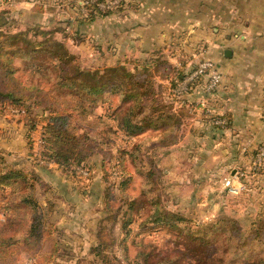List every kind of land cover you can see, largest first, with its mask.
Instances as JSON below:
<instances>
[{"label":"crops","instance_id":"1","mask_svg":"<svg viewBox=\"0 0 264 264\" xmlns=\"http://www.w3.org/2000/svg\"><path fill=\"white\" fill-rule=\"evenodd\" d=\"M84 3V0H0V31L45 30L65 41L74 53L77 52L72 47L78 44L92 45L97 54L100 49L112 51L117 62L126 57L135 64L163 53H170L173 60L186 54L184 50L197 56L196 59H213L223 76L214 94L207 93L202 83L182 95L177 93L178 86L171 90L178 97L179 102L175 101L180 103L182 113L177 142L159 150L164 160L172 161L170 171L176 172L174 179L168 180L165 192L179 194L177 201L199 199L197 193L201 192V201L214 200L219 194L240 196L247 211H252L251 206L260 210L264 205V171L247 177L246 190L235 196L223 189V178L236 169L245 168L248 173L253 152L264 145V0H126L123 10L90 21L80 15ZM15 116L25 120L23 115ZM219 116L227 120L226 127L216 124ZM24 122L20 128L23 125L29 131V121L27 125ZM17 128L9 129L12 139L15 133L25 132ZM41 128L37 125L32 131L36 144ZM151 131L139 134L137 138L145 135L138 142L140 146H146ZM40 145L37 157L40 169L61 171L56 163L43 164V144ZM132 173L134 184L137 173ZM44 174L39 175L51 186ZM66 182L72 189L78 185L74 179L68 178ZM78 194H84L82 197L87 200L89 191L85 189ZM79 195L71 192L66 201L79 199ZM78 202L74 200L72 205ZM113 212L44 211L46 228L53 225L51 235L58 248L48 264H84L90 260L106 264L104 255L119 258L114 249L121 247L122 229L116 231L120 216L119 211ZM106 213L110 214L107 219H112L110 227L105 224ZM131 228L136 230L133 224ZM43 242L47 243L45 238ZM99 247H105L102 255L97 253ZM40 257L22 251L17 264H41Z\"/></svg>","mask_w":264,"mask_h":264},{"label":"trees","instance_id":"2","mask_svg":"<svg viewBox=\"0 0 264 264\" xmlns=\"http://www.w3.org/2000/svg\"><path fill=\"white\" fill-rule=\"evenodd\" d=\"M84 1L87 2L82 5L80 15L85 21L123 10L126 4V0H123L115 8L107 10L99 6L100 2L106 0ZM160 58L157 56L151 60L137 61L134 70L120 77L117 74L119 66L104 69L80 67L76 55L69 51L66 42L54 38L45 30L32 29L16 33L0 31V114L2 104L7 101L23 106L31 121L30 134L42 121L45 134L41 160L44 165L58 164L65 173L75 172L83 161L95 153L103 154V168L106 166L108 152L105 148V131L94 133L88 122L77 125L80 121H87L94 106H105L104 113L95 116L102 122H113L115 135L120 136L121 133L133 138L150 129H162L159 147L172 145L178 140L181 120L169 113L168 105L155 89L151 72L153 65L163 62ZM16 59L21 60L25 72L30 71L29 80L25 81L19 75L20 67L15 63ZM179 70L172 79L173 86L184 80L185 70ZM108 72L112 73V77L102 75ZM201 83V78H195L190 83V91ZM114 95L121 96L120 104L112 103ZM38 109L42 113H36L41 116L36 121L33 112ZM130 145L131 150L125 153L127 157L121 154L118 160L122 191L133 182V173L127 171L126 163L137 161V152L141 148L139 143L130 142ZM258 151L259 148L253 152L254 158ZM0 161V187L12 189L15 184H25L28 189H32L27 191L29 193L22 191L20 200L15 204L19 211H11L10 202L5 204L10 211H3L5 224L0 228V264H17L22 251L33 256L41 255L40 263L48 264L58 248L51 235L53 225L46 228L47 219L42 203L36 199L33 190L37 185L42 189L49 187V184L40 175L35 174L29 179L25 170L7 168L2 156ZM263 171L249 172L248 177ZM127 198L128 211H124L122 216L120 249L125 250L128 258L130 247L127 243L133 244L138 249L134 259L137 264H234L233 257L229 258L233 248L236 258L250 246L254 251L264 240V219L261 218L252 221L247 235L237 220L231 217L222 215L210 223H192L183 214L168 210L160 199L155 202L149 199L150 202L145 206L149 210L151 208L150 211H133L138 199L133 196ZM50 205L53 206L51 202ZM111 206L112 202L109 201L107 207ZM135 221H139L138 230L131 228ZM151 226L175 230L179 244L160 251L154 243L139 239ZM222 234H225L224 238L219 237ZM216 243H220L221 248L215 247ZM96 250L102 255L105 247ZM216 251H221V254H215ZM117 259L103 256L106 264H124ZM245 264H264V257L256 256Z\"/></svg>","mask_w":264,"mask_h":264},{"label":"rangeland","instance_id":"3","mask_svg":"<svg viewBox=\"0 0 264 264\" xmlns=\"http://www.w3.org/2000/svg\"><path fill=\"white\" fill-rule=\"evenodd\" d=\"M81 46L82 44H78L77 46H75V48L72 47L73 50H75L77 53H74L70 48H68L69 51L76 55L77 63L80 65V67L104 69L105 67L119 66L120 69L119 73L117 74L120 77L126 75V72L128 71L134 70V64L131 63L132 59L124 57L119 60L121 62H117L118 58H114L112 51H110L109 49L103 51L100 49V54H97V48H94L92 45H90V47L89 45H86L84 47ZM183 53L186 54H182L181 56L177 57V60L175 58L171 60L170 53H163V55L159 59L163 62L161 64L159 63V65L157 66L153 65L151 72L154 79V86L156 91L162 96V100L166 103V105H168L167 107H169V113H171L172 115H176V117H179L182 112L179 110L180 103H176V101L179 102L177 99L178 97L176 96V94L172 95L174 92L171 90L176 89L177 86L179 87L180 83H177L175 87L173 86L174 84L172 79L175 75L178 74V71H180L179 69H184V79L188 78L194 71V67H196L195 65H197L198 62L201 61L200 59H202H196L197 56H190V54H188L186 50H184ZM15 63L20 67L19 75H21L25 81L29 80L30 76L28 75V73L30 71L25 72L21 60L16 59ZM102 75L112 77L111 72L103 73ZM188 92H191L190 88ZM112 98V103L116 105L120 104V95H114ZM180 99L181 98L179 97V100ZM7 102L2 104V110L0 114V156H2L5 160L3 161V163L6 162L7 168L21 170L23 169L26 171L25 175H27L29 179H32V176H35V174L43 175L45 173L44 175L49 179L48 182L52 185L50 184L51 186L49 187H42V189H39V185H37L33 190V194L36 199H38L42 203L41 207L43 211H114L113 213L119 211L120 217L118 220H116V231H118L119 227L120 229L123 228V212L128 211L127 209L129 198H127V196H133L134 198L138 199V204L135 206L133 211H150L151 208L149 210L146 207L147 202H150V200H153V202H155L157 199H160L163 203V206H165L168 210L183 214L186 219L188 221H191L192 223H210L218 217H221L222 215H224L225 217L236 219L238 224L247 235L249 234L251 223L253 220L259 218H261L262 220L264 219L263 204L261 205L260 210H258V208L254 206H251L252 211H247L245 209L246 206L244 204V200H242L240 196L228 197L227 195L219 194L218 197L214 200L201 201V192L197 193L199 199H184L177 201L176 198L179 194H175L174 191L168 192L167 194L165 191L167 190V186H169L168 180L174 179V177L176 176V172L175 169L170 171L172 161L166 159L164 160L163 156H161V152L159 151L161 148L159 147V134L162 129H152L151 133L147 135V139L150 138L149 141L145 140L147 143L146 146L142 145L140 151L137 152V161L126 163L128 164V167H126L127 171L137 173V177L134 184L133 182L128 184L127 188L122 191L120 188V181L122 177L120 167L118 166L119 155L122 154L124 157H127L125 153H129L132 148L130 142L138 143L139 141H142L143 138L145 139V135H142L141 138H137L139 135L135 136L137 142H135L134 137H127L124 134L121 135V133L120 136L115 135L114 128L116 127L112 124L113 122H102V120L98 119L95 116L104 113L105 106L101 105L97 107L94 106L87 121H80L77 123V125H84L85 122H88L90 123V126L93 129L94 133L95 131L97 132L100 130L105 131V137L107 139L105 148L108 152L105 162L106 166L103 168V154L95 153L92 154L88 158V160L83 161L82 165L78 166L75 172L72 173H65L63 169H61V171H54L53 168L49 167L43 168L41 170L39 167L40 162L37 157H39V154L41 152L40 144L42 143L44 145L43 138L45 133L44 127L42 125L43 122L40 121V123H38L40 126H42V128L41 134L37 141L38 143L36 144L33 133L30 134L28 129L24 128L23 125L20 128V123L26 121L24 122V125H27L26 123H28L27 121H29L27 112L22 116L25 117V120L21 119L19 118L20 116H15L16 113L12 111V107H10V104L12 105L13 103ZM34 111L35 112H33V116H36L33 119L36 121L38 119H41V116H38L37 114H41L42 112L39 109ZM28 125L29 127L31 126V121H29ZM15 126L19 127L17 128L18 131L21 130L22 132H25L22 135H20V133L18 132L15 133L12 139V133H10L9 129L14 130ZM111 129L113 130L111 131ZM21 136H23L22 140L20 139ZM20 149H22V151H20ZM65 177V181H62V178ZM68 178L77 181L78 185L73 184L74 188L72 189L71 185L66 182ZM69 187L72 189V191ZM85 189L89 191L87 200H84L85 198L82 197V195L84 194H78V192L82 193V191H84ZM22 191H24V193H29L27 191H32V189H28L25 184H20V186L15 184V186H12V189L0 187L1 229L3 228V224H5L3 211H10V209H6V202H10V205L12 206L11 211H19L18 208H15V204L20 200L23 193ZM71 192L80 196L79 199H77L76 197L71 198L73 201H79L75 204V206L72 205L73 201H66L69 200L68 198H70L69 194ZM109 201L112 202L111 207H107V203ZM50 202L52 204H56L58 208H55V205H50ZM23 206L24 208L27 207L26 205ZM27 211L31 210L28 209ZM146 214L148 213L146 212ZM108 215L110 214L106 213L104 220L105 224L110 227L112 225V219H107ZM132 224L134 225L136 230L139 229V221H135ZM94 225L96 226V223H94ZM109 236L110 235L107 234V237ZM224 236L225 234H222V236L219 235L220 238H224ZM141 238L144 239L145 243H154L155 245H157V248H159L160 251H164V249L167 248L172 249L175 245L179 244L177 243V232L175 230L169 231L167 228H154V226H151V229L146 232L145 235L139 237V239ZM214 246L221 248L220 243H216L214 244ZM137 250L138 249L135 247H130L128 249L129 256L127 258V255H125V250H123L122 248H115L114 255L119 257L117 260L124 264H137L134 262V255H136ZM232 250L233 251H231L229 254V258L233 257V259L235 260L234 264H245V262L254 260L256 256L264 257V240L261 244L259 243V246L254 251L252 249V246H250L244 253H240L236 258H234L236 250L234 248ZM215 254L220 255L221 251H216ZM90 261L91 262H84V264H102L100 262L98 263L97 260H95V262L92 260Z\"/></svg>","mask_w":264,"mask_h":264},{"label":"built area","instance_id":"4","mask_svg":"<svg viewBox=\"0 0 264 264\" xmlns=\"http://www.w3.org/2000/svg\"><path fill=\"white\" fill-rule=\"evenodd\" d=\"M91 1L93 2L94 0ZM122 1L123 0H106L100 2L99 6L102 9H113ZM86 2L87 1H85V3ZM195 78H201L204 90L209 94H213L220 87L223 76L213 59L204 58L198 62L192 74L180 82L177 93L182 95L187 92L190 88V83ZM12 111L18 115L26 114L25 108L17 105L12 106ZM215 122L224 127L227 124V120L221 117L216 118ZM261 169L264 170V146L259 147L258 154L254 158L249 172H258ZM249 172L247 173L245 169H236L234 173H228L223 178V189L232 196L241 194L247 188L246 179L249 176ZM30 264H32V262Z\"/></svg>","mask_w":264,"mask_h":264}]
</instances>
